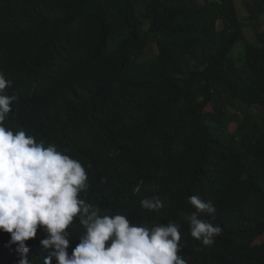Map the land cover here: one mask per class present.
Instances as JSON below:
<instances>
[{
	"label": "trees",
	"instance_id": "16d2710c",
	"mask_svg": "<svg viewBox=\"0 0 264 264\" xmlns=\"http://www.w3.org/2000/svg\"><path fill=\"white\" fill-rule=\"evenodd\" d=\"M243 4L244 20L235 0H0V72L17 97L5 127L58 139L88 174L86 203L177 223L187 264H264V0ZM43 111L61 120L42 125ZM194 195L216 207L202 216L222 229L211 246L188 231ZM153 197L164 207L143 209Z\"/></svg>",
	"mask_w": 264,
	"mask_h": 264
},
{
	"label": "clouds",
	"instance_id": "9594fccd",
	"mask_svg": "<svg viewBox=\"0 0 264 264\" xmlns=\"http://www.w3.org/2000/svg\"><path fill=\"white\" fill-rule=\"evenodd\" d=\"M10 83L0 72V253L12 264H187L179 254L177 223L148 228L116 214L107 200L98 202L104 210L86 203L80 194L89 187L88 174L79 161L23 130L5 127L17 98L5 91ZM41 118L42 125L61 120L49 111ZM188 203L194 208L186 217L191 237L213 245L222 229L202 219L214 218L213 201L194 195ZM140 204L153 212L164 207L158 197ZM77 237L69 255L70 239Z\"/></svg>",
	"mask_w": 264,
	"mask_h": 264
},
{
	"label": "rangeland",
	"instance_id": "374dc122",
	"mask_svg": "<svg viewBox=\"0 0 264 264\" xmlns=\"http://www.w3.org/2000/svg\"><path fill=\"white\" fill-rule=\"evenodd\" d=\"M235 3H236L237 11H238V14H239L241 20H244L246 18L247 13L245 11L243 0H235ZM218 28H221V23L218 24ZM258 29L259 30L264 29V19L261 21L260 27H258ZM253 33L254 32L252 31V29L246 28L245 34L248 37V41L250 43L254 42ZM243 50H244V47L242 44H238L237 46H235V49L233 51L235 58L239 59L243 53ZM156 54H157L156 46H155V44H151V46L147 50H145V54L143 55L142 60L151 58V57L155 56ZM208 110L210 111L211 108L209 107ZM234 129H235V124L231 123L229 125V131H233ZM261 240H262V238L257 240L256 243L259 244L261 242Z\"/></svg>",
	"mask_w": 264,
	"mask_h": 264
},
{
	"label": "bare ground",
	"instance_id": "6f19581e",
	"mask_svg": "<svg viewBox=\"0 0 264 264\" xmlns=\"http://www.w3.org/2000/svg\"><path fill=\"white\" fill-rule=\"evenodd\" d=\"M19 81H20V80H19ZM23 85H24V84H23ZM66 124H67V122H66ZM55 132H57V131H55ZM57 141H58V139L55 138V139L52 141L53 145H54V144H58L59 142L57 143ZM56 148L59 149V147H56ZM83 194H84V193L82 192L80 195H83ZM89 197H90V196H89ZM107 201H108V200H107ZM108 202H109V201H108ZM78 225H79V224H78ZM72 226H73V224H72L69 228H71ZM79 226H80V225H79Z\"/></svg>",
	"mask_w": 264,
	"mask_h": 264
}]
</instances>
